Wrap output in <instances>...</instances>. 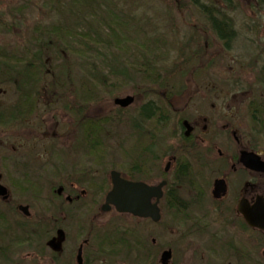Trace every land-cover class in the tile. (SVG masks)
Here are the masks:
<instances>
[{
	"label": "rangeland",
	"instance_id": "obj_1",
	"mask_svg": "<svg viewBox=\"0 0 264 264\" xmlns=\"http://www.w3.org/2000/svg\"><path fill=\"white\" fill-rule=\"evenodd\" d=\"M82 1L0 0V48H8V53H17L23 58L17 57L20 60L16 62L17 69H23L25 62L32 59L30 53L21 51L28 45L33 48V36L38 28L55 25L78 29L84 34L76 47L89 54L88 59L69 55L67 49L51 42L41 53L44 65L41 77L34 79L31 87L38 91L34 102L38 108L29 115L27 123L21 120L19 124L6 120L7 114H2L6 110L0 109V118H3L0 142L43 140L40 148L49 153L65 143L63 147L72 152L75 140L86 137L92 140L91 151L95 153H119L136 158V154L152 152L158 167L155 181L166 178L174 186L172 189L175 185L181 186L174 189L181 199L185 196L182 188L185 189L188 180H179L176 176L180 166L177 164L168 175L164 173L167 156L181 154L173 151L180 132L176 121L183 116V108L190 112L199 108L196 106L200 98L198 91L228 87V78L240 66L233 56L239 55L242 60L258 58L264 67V49H261L264 47V0H116L115 5H109L119 24L112 25L110 31L100 29L105 14L99 21L89 19L77 28L75 12L86 14L85 10L78 9ZM219 10L225 19L231 18L234 23L235 39L229 47L215 37L211 28L210 15H217ZM83 78L97 88L87 99L80 86ZM217 79L227 84L219 85L215 83ZM21 91L14 83H0V105L22 107L26 97ZM165 93L170 102L167 108L161 109ZM189 95L195 97L186 107L191 99ZM126 96L135 100L130 106L121 108L115 104L117 98ZM147 102H155L160 107L151 122L139 114ZM161 120L167 121L160 124ZM240 131L242 139L248 140L250 128L243 127ZM262 131L254 128L253 140H264ZM221 147L234 151L228 143L222 142ZM0 148L6 152L5 146ZM141 161L137 160L136 164ZM129 162L125 157L122 168L129 171ZM44 186L45 195L51 198L47 184ZM44 200L49 207L46 222L51 223V204L46 197ZM162 214V220L154 223L103 212L105 236L118 228L120 231L136 229L139 238L157 252L153 264H203L206 256L186 250L182 242L186 229L183 215L170 205L167 197L162 201ZM97 230L93 239L95 248L103 245L99 241L102 229ZM197 242L200 240L194 242V247ZM164 252L171 254L167 263L163 261ZM112 263L127 264L123 259H114Z\"/></svg>",
	"mask_w": 264,
	"mask_h": 264
},
{
	"label": "flooded vegetation",
	"instance_id": "obj_2",
	"mask_svg": "<svg viewBox=\"0 0 264 264\" xmlns=\"http://www.w3.org/2000/svg\"><path fill=\"white\" fill-rule=\"evenodd\" d=\"M217 12L212 31L229 47L235 39L234 23L231 18L225 19L220 10ZM233 57L240 66L228 78V84L222 79L215 82H225L228 87L198 91L199 108L192 112L182 109L183 116L176 121L179 140L173 150L181 154L167 156L164 173L168 175L178 164L176 176L188 180L182 188L185 196L180 199L179 209L186 226L182 240L186 250L206 256L203 264H264V230L250 226L239 210L242 202L250 207L257 202L264 205V140H253L254 128L264 130V67L258 58ZM21 92L26 97L22 112L16 119L10 117L17 124L21 120L27 123L38 108L34 103L39 96L36 89L27 86ZM164 96L161 109L170 102L168 94ZM189 96L186 107L195 97ZM147 103L139 114L151 122L160 107L155 102ZM0 108L10 110L14 106ZM243 127L250 128L248 140L241 137ZM40 141L43 140L0 142L6 150L0 151V264H99L101 253L93 239L99 227L100 243L105 239L101 215L113 187L112 171L119 172L125 180L151 186L166 181L159 203L161 212L165 197L170 205L178 198L174 189L181 186L172 189L166 178L155 181L158 167L152 152L136 154V158L95 153L91 151L92 140L85 137L75 140L72 152L63 143L49 153L40 148ZM222 142L230 144L234 151L223 149ZM29 144L33 147L29 148ZM243 152L256 155V168L242 161ZM125 157L130 161L129 171L122 168ZM137 160L144 162L136 164ZM218 181L223 182V191H215ZM45 184L51 198L45 195ZM45 197L51 204V223L46 222L49 207L45 206ZM111 212L138 221L151 220L122 214L114 208L104 213ZM197 240L200 242L194 247Z\"/></svg>",
	"mask_w": 264,
	"mask_h": 264
},
{
	"label": "trees",
	"instance_id": "obj_3",
	"mask_svg": "<svg viewBox=\"0 0 264 264\" xmlns=\"http://www.w3.org/2000/svg\"><path fill=\"white\" fill-rule=\"evenodd\" d=\"M117 1L120 2L123 0ZM115 2L116 0H105L103 2L101 0H83L81 2L82 5H80L78 9L79 11L85 10L86 14L80 15L79 12H75L77 28H79V26L84 24L86 20L88 21L89 19L93 20L94 22L99 21L100 18H102L103 14H105L103 18L105 16L106 17L105 21L100 24L101 30L107 31L111 29L112 25L119 24L118 19H116L117 15H113V13L111 12L112 9H110L109 5V3L115 5ZM210 20L211 24L213 25V14L210 15ZM83 34L84 33H80L78 29H75V31H73L71 29H66L62 26L57 27L55 25L50 27L48 26L41 30L38 28L37 31L34 32V43L32 42L33 48H31V45H28L24 48V50L21 51V53L26 52L32 55V59L25 62V67L23 69H17L16 67V62L20 61L18 59H23L20 58V55H18L17 53H8L6 51L8 48H0V83H14L19 89H24L27 86L33 87V80H38L40 78L39 76L44 68V65L41 61V53L42 51H44V49L46 50L48 48L51 42H56L60 44V48L67 49L69 55H71V53H73L74 55L78 54L80 58L88 59L89 54L82 50H79V48L76 47L77 41H79ZM85 34L87 35L88 33ZM221 34H223V31L221 32ZM121 41L123 43L126 42L125 40ZM122 49L124 50V47ZM10 59L15 62H11ZM9 67L10 69H8ZM67 67H70V65H68ZM59 78L63 82L65 81L63 77ZM83 80V82L80 83V86L82 85L83 96L87 99L91 97L88 94L91 95V91L96 90L97 88L93 85V83L90 82V80H87L86 78H83ZM86 81L88 82L85 83ZM16 107L17 108L14 107L10 110L1 111H5L2 114H7L6 120H9L11 116L16 119V115L22 112L21 107ZM144 115H146V117H149V115L147 114ZM12 117L11 119H13ZM0 122H3V118H0ZM180 204V199L177 197L172 202V206L175 208V210H179L181 208ZM120 229L121 228H118L115 232L108 234L109 237L105 236L104 243H106V246L103 243L102 247H99L101 253V255H99V264H114L112 263L114 259H123L127 264H153L157 260V252H154L151 245L147 246L142 241V239L139 238V234L136 229L130 231H120Z\"/></svg>",
	"mask_w": 264,
	"mask_h": 264
},
{
	"label": "water",
	"instance_id": "obj_4",
	"mask_svg": "<svg viewBox=\"0 0 264 264\" xmlns=\"http://www.w3.org/2000/svg\"><path fill=\"white\" fill-rule=\"evenodd\" d=\"M133 101L134 98L132 96H127L117 98L115 103L121 107H128ZM189 134L188 129L187 135ZM241 159L248 166L256 168V163H258L256 155L243 152ZM112 182L113 188L107 195L106 203L103 206L104 211H110L112 206H114L121 213H131L138 217L152 218L155 222L161 220L159 201L163 195L162 188L166 185V182H162L158 186H149L143 182H130L122 179L116 171L112 172ZM222 184V181L216 183V192L222 190ZM153 198H157L155 203H152ZM239 210L251 226L264 229V205L261 202H257L252 207L242 202ZM170 257V253L164 252V263H167Z\"/></svg>",
	"mask_w": 264,
	"mask_h": 264
}]
</instances>
